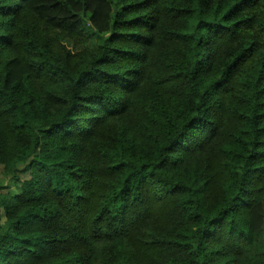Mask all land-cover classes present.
Segmentation results:
<instances>
[{
    "label": "trees",
    "instance_id": "trees-1",
    "mask_svg": "<svg viewBox=\"0 0 264 264\" xmlns=\"http://www.w3.org/2000/svg\"><path fill=\"white\" fill-rule=\"evenodd\" d=\"M0 167V264H264V0H0Z\"/></svg>",
    "mask_w": 264,
    "mask_h": 264
},
{
    "label": "rangeland",
    "instance_id": "rangeland-1",
    "mask_svg": "<svg viewBox=\"0 0 264 264\" xmlns=\"http://www.w3.org/2000/svg\"><path fill=\"white\" fill-rule=\"evenodd\" d=\"M67 46L69 49H71L70 44L67 43ZM0 188H3L2 189L3 192H8V191L12 192L14 190L13 184H11L9 182V179L2 174L1 167H0Z\"/></svg>",
    "mask_w": 264,
    "mask_h": 264
}]
</instances>
